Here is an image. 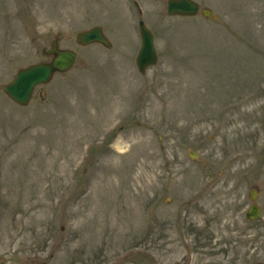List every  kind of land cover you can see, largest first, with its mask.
I'll list each match as a JSON object with an SVG mask.
<instances>
[{
    "label": "rangeland",
    "instance_id": "374dc122",
    "mask_svg": "<svg viewBox=\"0 0 264 264\" xmlns=\"http://www.w3.org/2000/svg\"><path fill=\"white\" fill-rule=\"evenodd\" d=\"M166 1L0 0V86L54 38L77 52L26 106L0 88V264L264 261V0ZM92 25L110 47L75 42Z\"/></svg>",
    "mask_w": 264,
    "mask_h": 264
},
{
    "label": "water",
    "instance_id": "95a60500",
    "mask_svg": "<svg viewBox=\"0 0 264 264\" xmlns=\"http://www.w3.org/2000/svg\"><path fill=\"white\" fill-rule=\"evenodd\" d=\"M198 5L192 0H168L167 12L191 15L196 13ZM202 13L206 16L210 15V10L204 9ZM215 18V16H213ZM141 47L137 56V63L140 70L148 64L155 61V52L152 45V38L150 32L141 24ZM76 40L81 44H88L91 42H101L108 45V41L102 34L100 27H92L88 30L78 32ZM47 53H53V58L50 62H42L30 65L26 68L19 69L13 80L2 86L3 91L14 101L25 104L27 103L33 87L40 82H46L50 79L54 71H64L68 69L75 61L76 54L69 49H59L55 46V41ZM253 198V195L251 196ZM259 208L253 204L247 212L249 219H253L258 215ZM264 264V263H253Z\"/></svg>",
    "mask_w": 264,
    "mask_h": 264
}]
</instances>
